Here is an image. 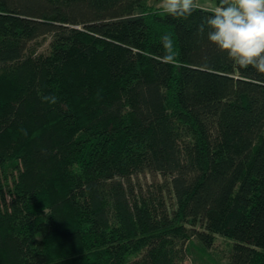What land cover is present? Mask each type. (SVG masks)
I'll use <instances>...</instances> for the list:
<instances>
[{"label":"trees","instance_id":"trees-1","mask_svg":"<svg viewBox=\"0 0 264 264\" xmlns=\"http://www.w3.org/2000/svg\"><path fill=\"white\" fill-rule=\"evenodd\" d=\"M212 10L0 0V264H264V74Z\"/></svg>","mask_w":264,"mask_h":264},{"label":"clouds","instance_id":"clouds-1","mask_svg":"<svg viewBox=\"0 0 264 264\" xmlns=\"http://www.w3.org/2000/svg\"><path fill=\"white\" fill-rule=\"evenodd\" d=\"M162 10L176 18L190 17L200 9L197 0H162ZM241 68L249 66L264 74V0H219V5L198 26L203 35ZM165 55L161 62L176 59L171 34H164ZM55 103V97H44Z\"/></svg>","mask_w":264,"mask_h":264},{"label":"rangeland","instance_id":"rangeland-1","mask_svg":"<svg viewBox=\"0 0 264 264\" xmlns=\"http://www.w3.org/2000/svg\"><path fill=\"white\" fill-rule=\"evenodd\" d=\"M197 2L200 4V6H203V7H207V8H212V9H215L217 6H216V3L214 0H197ZM149 3L154 5V6H158V7H161L162 5V0H149ZM49 38H47L46 40H40V42L42 43L41 47L39 48V50H43L44 48H46V46L48 45L49 43ZM141 180H149L150 179V176H140ZM217 243L219 244V247L222 248V249H225L224 252H221L222 254H224L223 258H222V262L223 264H227V257H226V254H227V248L228 247V240L224 239L223 237H218L217 239ZM223 251V250H222ZM186 264H193L192 261L190 259H188L186 261Z\"/></svg>","mask_w":264,"mask_h":264},{"label":"crops","instance_id":"crops-1","mask_svg":"<svg viewBox=\"0 0 264 264\" xmlns=\"http://www.w3.org/2000/svg\"><path fill=\"white\" fill-rule=\"evenodd\" d=\"M215 1V0H214ZM216 3V2H215ZM216 6H217V4H216Z\"/></svg>","mask_w":264,"mask_h":264}]
</instances>
